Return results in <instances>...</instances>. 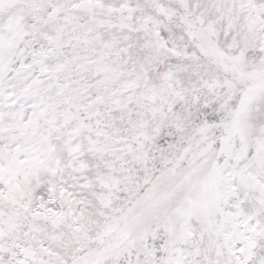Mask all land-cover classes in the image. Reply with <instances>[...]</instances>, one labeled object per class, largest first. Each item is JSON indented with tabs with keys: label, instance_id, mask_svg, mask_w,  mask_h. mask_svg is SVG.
<instances>
[{
	"label": "snow or ice",
	"instance_id": "6c2138e0",
	"mask_svg": "<svg viewBox=\"0 0 264 264\" xmlns=\"http://www.w3.org/2000/svg\"><path fill=\"white\" fill-rule=\"evenodd\" d=\"M0 264H264V0H0Z\"/></svg>",
	"mask_w": 264,
	"mask_h": 264
}]
</instances>
